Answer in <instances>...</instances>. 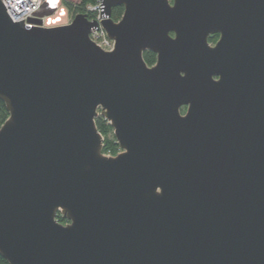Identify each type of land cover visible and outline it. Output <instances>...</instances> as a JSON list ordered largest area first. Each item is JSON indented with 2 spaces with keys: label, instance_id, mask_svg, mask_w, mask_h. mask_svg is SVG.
I'll use <instances>...</instances> for the list:
<instances>
[{
  "label": "water",
  "instance_id": "water-1",
  "mask_svg": "<svg viewBox=\"0 0 264 264\" xmlns=\"http://www.w3.org/2000/svg\"><path fill=\"white\" fill-rule=\"evenodd\" d=\"M5 10L8 264H264V0H100L110 53L84 14L45 28Z\"/></svg>",
  "mask_w": 264,
  "mask_h": 264
},
{
  "label": "built area",
  "instance_id": "built-area-1",
  "mask_svg": "<svg viewBox=\"0 0 264 264\" xmlns=\"http://www.w3.org/2000/svg\"><path fill=\"white\" fill-rule=\"evenodd\" d=\"M39 1L42 0L15 1L26 14L27 18L24 19L23 24L31 25L29 24V20L34 18V15L32 14L45 8L48 11V14H45L38 19H34V21H39L41 26L45 28L68 26L71 24L75 14L68 9L67 4H70L74 8L79 5V0H43V3H40ZM0 2L3 4L1 0ZM6 14L13 22V19L7 11ZM82 14L86 15L88 22L93 23V21H95L97 24V30H90L89 40L101 51L105 53L112 52L114 50V42L107 37L105 31L101 27L100 21L104 20V18H100V0H95L93 4L84 6ZM50 21L55 24H51Z\"/></svg>",
  "mask_w": 264,
  "mask_h": 264
},
{
  "label": "trees",
  "instance_id": "trees-1",
  "mask_svg": "<svg viewBox=\"0 0 264 264\" xmlns=\"http://www.w3.org/2000/svg\"><path fill=\"white\" fill-rule=\"evenodd\" d=\"M94 2L95 0H79V5H77L75 8L72 7L70 4H67V7L68 9H70V11H73L75 15H78L83 13L84 6L93 4ZM122 13H123L122 7H114L111 10L110 17L113 21L116 22L120 19ZM214 41H215V37L208 39L209 43H213ZM143 60L148 67H151L154 65L156 57L154 54L150 52H145L143 53ZM7 118H8V112L5 108V105L0 101V128L7 120ZM95 126L103 140L101 154L108 155L111 157L115 156L119 152V148L113 137V133H112L113 131L110 125L101 116H98L95 119ZM56 220L61 225L65 224V220L62 218L60 214H57ZM0 264H8V263L0 256Z\"/></svg>",
  "mask_w": 264,
  "mask_h": 264
},
{
  "label": "bare ground",
  "instance_id": "bare-ground-1",
  "mask_svg": "<svg viewBox=\"0 0 264 264\" xmlns=\"http://www.w3.org/2000/svg\"><path fill=\"white\" fill-rule=\"evenodd\" d=\"M1 1L3 2V6L6 9L5 12L7 11L8 14L11 16V18L13 19L12 23H18L27 18L26 14L24 13V10L20 6H18V4L15 2L19 0H1ZM39 12H45V14H48V11L45 8L41 9ZM37 13L32 14L34 15V17H36V19H38V16H36ZM29 21H33V20H29ZM50 23L55 24L52 21H50Z\"/></svg>",
  "mask_w": 264,
  "mask_h": 264
},
{
  "label": "flooded vegetation",
  "instance_id": "flooded-vegetation-1",
  "mask_svg": "<svg viewBox=\"0 0 264 264\" xmlns=\"http://www.w3.org/2000/svg\"><path fill=\"white\" fill-rule=\"evenodd\" d=\"M214 37H215V41L213 43H209L208 42V44L210 45L211 48L215 47L216 43L219 41L220 35L219 34H215V35L210 36L209 38H214ZM215 80H217V79H215ZM182 111L184 112L185 108H183Z\"/></svg>",
  "mask_w": 264,
  "mask_h": 264
},
{
  "label": "rangeland",
  "instance_id": "rangeland-1",
  "mask_svg": "<svg viewBox=\"0 0 264 264\" xmlns=\"http://www.w3.org/2000/svg\"><path fill=\"white\" fill-rule=\"evenodd\" d=\"M40 3H43V0L42 1H39ZM34 19H36V17H34L32 20L34 21ZM106 157H108V156H106Z\"/></svg>",
  "mask_w": 264,
  "mask_h": 264
}]
</instances>
